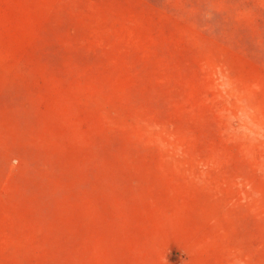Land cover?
<instances>
[{
	"label": "rangeland",
	"instance_id": "1",
	"mask_svg": "<svg viewBox=\"0 0 264 264\" xmlns=\"http://www.w3.org/2000/svg\"><path fill=\"white\" fill-rule=\"evenodd\" d=\"M0 264H264V0H0Z\"/></svg>",
	"mask_w": 264,
	"mask_h": 264
}]
</instances>
